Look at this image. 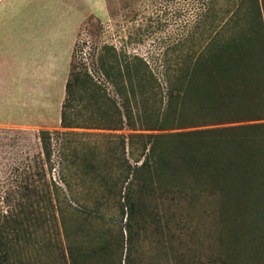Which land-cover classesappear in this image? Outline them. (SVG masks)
Masks as SVG:
<instances>
[{"label": "rangeland", "instance_id": "obj_1", "mask_svg": "<svg viewBox=\"0 0 264 264\" xmlns=\"http://www.w3.org/2000/svg\"><path fill=\"white\" fill-rule=\"evenodd\" d=\"M0 16L4 264H88L81 253L116 236L123 241L121 264H264V191L231 206H193L184 199L155 206L148 193L139 206H119L113 195L120 153L114 134L131 132L125 127L76 128L78 134L63 136L61 170L45 174L60 186L59 205L37 206L36 133L63 130L59 110L75 40H85L79 56L89 68L87 53L101 40L153 67L193 25V0H11L0 3ZM72 149L78 158L70 156ZM27 159L32 175L25 171ZM79 193L81 204L67 205L66 197Z\"/></svg>", "mask_w": 264, "mask_h": 264}, {"label": "trees", "instance_id": "obj_2", "mask_svg": "<svg viewBox=\"0 0 264 264\" xmlns=\"http://www.w3.org/2000/svg\"><path fill=\"white\" fill-rule=\"evenodd\" d=\"M192 26L153 67L101 40L87 53L89 68L79 56L85 40H75L59 110L63 130L36 133L37 206L59 205L60 186L45 174L61 170L62 137L78 134L76 128L131 130L114 134L119 206H139L145 193L155 206L183 199L231 206L264 191V0H193ZM70 156L78 158L76 149ZM32 168L27 159L25 171L32 175ZM78 170L73 163L80 180ZM66 198L70 205L84 197ZM122 251V236H116L81 254L88 264H121Z\"/></svg>", "mask_w": 264, "mask_h": 264}, {"label": "crops", "instance_id": "obj_3", "mask_svg": "<svg viewBox=\"0 0 264 264\" xmlns=\"http://www.w3.org/2000/svg\"><path fill=\"white\" fill-rule=\"evenodd\" d=\"M10 1L11 0H0V3H4V2H6V3H10ZM2 13V12H1ZM1 17V16H0Z\"/></svg>", "mask_w": 264, "mask_h": 264}]
</instances>
